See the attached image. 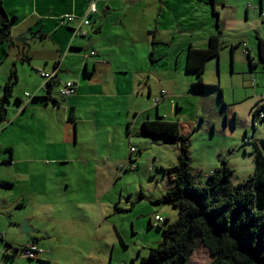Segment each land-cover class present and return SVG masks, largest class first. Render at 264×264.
Segmentation results:
<instances>
[{
	"label": "crops",
	"instance_id": "crops-1",
	"mask_svg": "<svg viewBox=\"0 0 264 264\" xmlns=\"http://www.w3.org/2000/svg\"><path fill=\"white\" fill-rule=\"evenodd\" d=\"M212 3L213 15L222 23L217 29L208 0H96L98 13L89 16L92 0H0L9 21V57L15 67L22 63L31 68L26 78L36 74L27 81L32 96L14 97L13 90L7 121L0 125V163L6 166L0 167V188L8 189L17 210L12 222L29 219L38 231L29 239L0 217V264H113L120 235L115 216L125 212L119 204L127 195L121 185L126 173L119 167L138 163L131 151L134 142L143 147L149 138L155 140L142 134V125L161 117L179 121L183 134L195 133L193 124L180 119L182 112L190 111L187 103H197L196 113L208 94L219 96L218 91H194L197 75L188 69L191 48H208L213 36L222 40L227 22L215 0ZM256 9L264 24L262 0ZM67 15L76 20L65 23ZM85 17L90 21L83 25L88 35L74 36L73 29ZM25 34L33 39L32 49L22 56L16 47ZM255 36L264 63V34L257 28ZM0 43L5 44L1 33ZM93 51L96 55L90 56ZM251 53L249 49L247 57L255 68ZM215 58L220 62V54ZM56 69L57 80L45 91L41 73ZM67 82H74L77 92L64 99L54 89ZM154 98L161 100L155 104ZM41 112L53 120L47 127L40 125L41 132L31 131ZM14 129L28 137L24 152L12 139ZM40 133L42 138L37 137ZM4 152L9 156L2 157ZM179 152L176 148L175 156ZM172 208L175 218L164 217L162 228L177 220L179 211ZM30 243L45 250L43 259L22 257ZM197 252L189 264H204Z\"/></svg>",
	"mask_w": 264,
	"mask_h": 264
},
{
	"label": "rangeland",
	"instance_id": "rangeland-1",
	"mask_svg": "<svg viewBox=\"0 0 264 264\" xmlns=\"http://www.w3.org/2000/svg\"><path fill=\"white\" fill-rule=\"evenodd\" d=\"M208 3L207 7H210V14L217 29L222 23L218 16L213 15L212 0H208ZM215 3L219 12L225 15L227 22L223 25V48L220 52V62L218 58L212 59L203 77L207 84L222 89L223 100L215 93L208 94L207 99L201 104V109L196 113L197 103L190 101L187 103L190 111L182 112L180 119L193 124L196 129L190 137V153L191 167L201 172L197 174L198 178L203 180L212 170L222 166V161H225L234 171L233 183L238 184L254 174L255 144L264 140V120L257 119L256 123L253 121L254 111L264 105V63L258 54V41L255 36L257 28L261 35L264 34L261 13L256 9L260 7L261 0H215ZM262 6L264 8V0ZM232 12L235 13V22L230 23ZM244 44L249 46L250 51L252 50L251 58L256 64L255 68L247 57ZM10 49V44L0 43V93L8 82L13 81L15 82L14 97L23 96L25 93L26 95L31 93L29 95L32 96L34 90L27 81H31L36 74L32 73L29 79L26 78L25 73L30 72L31 68L27 65L23 66L22 63L15 67L13 59L9 57ZM41 81L40 77L39 82ZM59 87L54 89L57 96L60 95ZM60 102L65 104L62 99ZM260 113L264 114V110ZM52 120L49 113L41 112L30 130L41 132L40 125L47 127ZM250 135L255 136L254 142L247 138ZM41 136V133L37 135L38 138L43 137ZM12 139L19 145L18 151L24 152L29 147L28 137L16 130L12 132ZM149 139L143 147L134 142L131 148L132 153H135L133 155L141 164L140 170H136L138 163L133 162L127 167L126 165L119 167V172L126 173L121 185L125 187L127 195L119 204V208L125 212L116 213L115 216L120 235L116 238L113 264H142L143 258L148 257L150 250L164 238L163 232L156 226L150 227L149 222H155L157 215L175 218L172 207L154 203L174 186L170 181L169 173H165L164 170L178 164L175 152L180 146L178 143H169L165 146L162 140L160 142ZM141 149L143 154L139 156ZM1 156L8 157L9 154L4 152ZM0 167L6 166L0 163ZM0 189V217L7 222L6 216L13 217L12 212L17 210L14 209L12 198L7 194L8 189L2 187ZM142 194L145 198L141 200ZM3 248L4 243H0L1 256ZM197 257L201 258L204 264L205 262L211 264L209 254L204 247L199 248Z\"/></svg>",
	"mask_w": 264,
	"mask_h": 264
},
{
	"label": "trees",
	"instance_id": "trees-1",
	"mask_svg": "<svg viewBox=\"0 0 264 264\" xmlns=\"http://www.w3.org/2000/svg\"><path fill=\"white\" fill-rule=\"evenodd\" d=\"M0 23L1 40L6 43L9 21ZM222 48L223 42L217 35L211 38L208 48L189 50L188 69L197 75L192 84L194 91H218L223 98L222 89L207 84L203 77L207 62L218 57ZM263 48L261 43L264 60ZM14 85L15 82H8L0 93V125L7 121ZM261 110L264 105L254 111V122L261 119ZM141 132L155 140L164 138L180 145L178 164L165 170L174 186L156 201L176 208L179 216L166 228L158 227L164 238L143 258L142 264H189L200 246L207 250L211 264H264V140L255 144L254 174L234 184V171L225 161L206 180L198 178L199 173L191 167L190 137L194 132L183 134L179 121L159 117L145 122Z\"/></svg>",
	"mask_w": 264,
	"mask_h": 264
},
{
	"label": "built area",
	"instance_id": "built-area-1",
	"mask_svg": "<svg viewBox=\"0 0 264 264\" xmlns=\"http://www.w3.org/2000/svg\"><path fill=\"white\" fill-rule=\"evenodd\" d=\"M95 1L96 0H92V4L88 10L87 16L94 15V14L98 13V9L96 7ZM103 1L109 2V0H103ZM262 17L264 19V13L262 14ZM63 20L65 23H71V22L75 21L76 19L72 15H67V16L63 17ZM83 25H86V26L90 25V21H89L88 17H85L84 19L79 20L78 26L73 29L74 30V36H87L88 35V32L83 29ZM244 47L246 48V53L249 54V50L247 49L246 44H244ZM94 55H96V53L94 51L90 53V56H94ZM57 74H58L57 70L55 72H52V73L42 72V77L44 78V83L42 85V89H44L45 91H49V85H50V83H53L55 80H57ZM76 92H77V86L74 82L64 83V85H62V87L60 89V95L64 99L73 96L74 94H76ZM163 94H166V92H163ZM160 100H161L160 98H154L155 104H158L160 102ZM259 118L264 119V114L261 113L259 115ZM248 137L252 140V142L255 141L254 135L247 136V138ZM154 221L155 222H152L153 227L156 226L158 228V227H161L162 225L165 224V218L161 217L159 215H157L155 217ZM44 254H45V250L43 248H41L37 243H30L29 245H27L22 250V257L24 259H28V260H41V259H43Z\"/></svg>",
	"mask_w": 264,
	"mask_h": 264
},
{
	"label": "water",
	"instance_id": "water-1",
	"mask_svg": "<svg viewBox=\"0 0 264 264\" xmlns=\"http://www.w3.org/2000/svg\"><path fill=\"white\" fill-rule=\"evenodd\" d=\"M0 19H8L7 14L5 11L1 8L0 6ZM33 39H28V35L25 34L23 37L18 39V43H21L16 47L18 54L22 56H26L27 54L30 53L32 46L31 42ZM7 222L11 227H14L15 229L20 230V234L27 236L29 239L31 238V235L36 234L38 231H36L34 228L29 223V219H22L20 223H14L12 215H7L6 216Z\"/></svg>",
	"mask_w": 264,
	"mask_h": 264
},
{
	"label": "bare ground",
	"instance_id": "bare-ground-1",
	"mask_svg": "<svg viewBox=\"0 0 264 264\" xmlns=\"http://www.w3.org/2000/svg\"><path fill=\"white\" fill-rule=\"evenodd\" d=\"M82 37H85V36H82ZM75 95V94H74Z\"/></svg>",
	"mask_w": 264,
	"mask_h": 264
},
{
	"label": "clouds",
	"instance_id": "clouds-1",
	"mask_svg": "<svg viewBox=\"0 0 264 264\" xmlns=\"http://www.w3.org/2000/svg\"><path fill=\"white\" fill-rule=\"evenodd\" d=\"M55 82V81H54ZM247 135V134H246ZM162 227V226H161Z\"/></svg>",
	"mask_w": 264,
	"mask_h": 264
}]
</instances>
